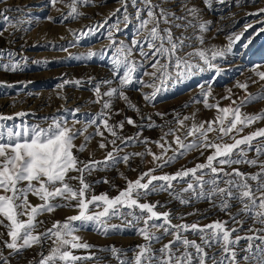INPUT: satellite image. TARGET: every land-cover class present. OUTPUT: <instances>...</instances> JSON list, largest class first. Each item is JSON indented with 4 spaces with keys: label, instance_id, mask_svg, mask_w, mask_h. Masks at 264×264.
Instances as JSON below:
<instances>
[{
    "label": "snow or ice",
    "instance_id": "obj_1",
    "mask_svg": "<svg viewBox=\"0 0 264 264\" xmlns=\"http://www.w3.org/2000/svg\"><path fill=\"white\" fill-rule=\"evenodd\" d=\"M3 2L5 0H0V3ZM63 2L65 0H51L53 6ZM90 2L91 0H68L66 7L70 11L62 19L78 18L81 15L78 6ZM219 2L223 3L224 0ZM129 3L135 9L134 17L128 12ZM164 3L165 0L160 3H155L154 0H120L121 7L105 18L104 25H108L109 20L123 11L122 21L118 20L116 24L111 25L107 34L110 42L107 47L114 49L113 79L118 80V86H111L113 80L101 81L95 85V102L100 103L102 109L108 110V113L111 111V98L114 96L124 100L129 108L139 111L126 95L125 89L129 86L140 84L141 87L151 88L150 93H144V100L154 101L156 96L167 90L170 85L185 81L197 71L212 69V62L230 52L234 43L244 36V32H241L227 37L228 44L223 49H205L201 34L207 31V22L199 21L198 8L189 7L184 3L182 14L177 15L164 7ZM203 3L209 8L212 7V0H203ZM11 10L13 9L5 8L0 11V19L14 28L16 25L6 14ZM250 15H264V8ZM48 19L53 20L52 17ZM121 22L125 28L133 24L134 38L130 46L114 39V34L121 31ZM258 23L264 25V20ZM189 28L193 30L192 34H188ZM196 29H199L201 34H197ZM248 29L255 30V26L248 24L244 31L247 32ZM177 30H180L179 34ZM92 31L94 30L89 28L87 33L82 32L81 35ZM259 32L264 33V27H261ZM193 40L198 41L201 47H196ZM63 50L67 51L66 48ZM133 51L138 52L141 57L139 63L132 60ZM97 54L89 51L87 56ZM8 55L11 57L13 53ZM20 68L19 62L0 64V69L4 71L15 72ZM141 69L148 80L133 76V73ZM120 70L122 75L118 74ZM257 75L260 81H264V72H257ZM67 83L69 81H64V84ZM72 83L79 84L80 81ZM104 85L109 87L102 92ZM237 86L244 90L245 96L239 102L233 100L232 105L228 107L221 108L218 104H210L209 93H204L205 107L217 110L213 120L188 126L186 121L189 117L176 118L177 127H168L166 131L162 129V135L156 141H151L148 137L141 138L139 133L130 137L119 135L117 128L123 129L125 121H120L114 126L109 123L110 115L102 111L97 119L90 118L89 122L96 126L95 135L104 137L106 131L112 137L111 140L105 139L99 144L101 149H106L108 144L113 146L103 161H82L75 154L77 151L83 152L86 147V143L79 146L74 143L75 138L86 131V127L75 128V122L69 126L66 121L53 120L47 127L21 124L9 129L6 136L0 130V227L7 229L8 237L5 240L4 234L0 233V243L11 250V254L36 244L42 245L45 240L50 239L53 247L49 255L41 254L38 264H79L80 261L93 257L77 256L73 250L89 249L92 246L81 242V237L75 233L85 224L91 223L98 226L101 234L108 235L120 230L119 225L108 224L111 219L118 218L125 227H132L146 242L136 246L138 251L130 249L134 251V256L121 259L120 264H209V261L211 264H264V160L260 159L264 156V143L257 144L253 149L254 141L264 139V127L240 135L245 128L264 120V110L258 114L241 111L251 103L264 100V89L261 93L252 94L247 92V83H238ZM105 97L108 99H104ZM24 115L26 114L23 112L15 113V117ZM157 115L163 117L165 114ZM12 119L13 116H0V121ZM148 119V127H154L151 117ZM125 120L128 125L139 127L132 118L125 117ZM213 132L217 135L210 137L209 134ZM169 136L172 137L171 141L167 139ZM226 137L233 142H225ZM90 138L85 136V142ZM117 140L120 141L119 145ZM131 143L145 145V151L120 156L119 153L123 150L120 145ZM149 143H155L161 153L157 155L151 152L147 148ZM209 149L212 152L207 155L204 163H197L190 169L181 167L173 174H154L157 169L167 167L190 151L196 150L200 155H204ZM252 150L256 156L249 159L248 152ZM169 151L172 152L171 156L167 155ZM146 154L152 155L155 167L140 173L135 181H127L126 187L119 190L118 195H89L92 193L93 184L87 181V175L101 168L115 167L121 161L128 163L133 156L143 158ZM241 164L256 167L258 171L245 172L239 167H233ZM73 172L78 175H70ZM71 181H77L78 184L73 185ZM101 182L110 183L107 179L96 181ZM179 183L186 186L177 191L176 184ZM156 192H167L173 199L185 205L194 199L208 200L215 207L218 199L221 210L228 212L229 221L217 220L203 226L199 222L173 224V217L169 212L156 211L158 206L164 205L158 201L141 202L147 201L148 196ZM186 193L190 195L185 197ZM30 195L37 197L41 203L33 205L29 200ZM58 199L64 203H56ZM232 201L240 205L236 213L229 212L233 206ZM60 207L75 208L77 214L66 217L63 222L55 221L51 228L37 232L36 229L44 223L37 219L38 216L45 212L52 213ZM92 208L97 210L92 211ZM191 214L193 213H189ZM242 216L253 220V226L248 229L250 235L236 234L243 230L245 220L241 219ZM229 222L239 227L229 229ZM256 224L261 227H255ZM188 232L198 235L200 243L188 239L184 235ZM165 236H172V239L159 249H154L153 243H159ZM242 240L247 241L244 247H240ZM213 248H219V253L210 254L206 251ZM192 249L194 251H191ZM110 251L117 254L124 250L113 246ZM0 264H9L2 252Z\"/></svg>",
    "mask_w": 264,
    "mask_h": 264
},
{
    "label": "rangeland",
    "instance_id": "obj_2",
    "mask_svg": "<svg viewBox=\"0 0 264 264\" xmlns=\"http://www.w3.org/2000/svg\"><path fill=\"white\" fill-rule=\"evenodd\" d=\"M154 2L160 3L161 0H154ZM66 3H68V0H65L63 3H56L55 6H53L51 0H5V2L0 3V11H3L5 8L13 9L6 14L12 18L13 23L16 25L13 28L0 19V33H2L0 34V64L10 62H19L21 64V69L15 72L0 69V103H4V107L0 109V116L14 117L12 120L0 121V130L6 136L9 129H13L21 124H38L42 127H47L53 120L66 121L69 126H72L75 122V128L77 129L86 127L84 134L77 136L74 140L77 146L86 143L85 150L83 152L77 151L75 154L78 157L84 155L87 161L89 159L103 161L106 153L111 151L113 146L108 144L106 149H101L99 144L102 140H111L112 137L106 131L104 132V137L95 135L96 126L89 121L90 118L92 120L97 119L102 111L108 113V110L102 109L100 103L95 102V85L101 81L113 80L111 86H118V80L113 79L112 56L114 49L110 50L107 47L110 43L107 34L108 28L111 25L116 24L118 20L122 21L123 11L109 20L108 25H104L105 18L121 7L120 0H91L90 3L78 6V10L81 13L78 18L63 20L62 17L67 16V13L70 11L66 7ZM184 3H187L189 7L196 6L200 12L199 21L201 23L207 22V31L201 34L199 33V29H196L197 34H201L204 38L203 47L205 49H223L228 44L227 37L241 32H244V36L240 41L234 43L230 52H227L222 57H217L212 62L214 65L212 69L204 72L197 71L195 75L185 81L170 85L167 90L161 91L154 101L146 102L144 100V93H150L152 91L151 88L141 87L140 84L129 86L125 89L126 95L129 97L131 104L135 105L139 111L129 108L127 103L118 96L112 97V108L110 113H108L110 115L109 123L115 126L118 122L125 121L123 129L117 128V132L121 136L130 137L139 133L141 138L148 137L151 141H156L162 135V128L166 131L168 127H177L176 118L183 119L184 117H189L186 121V125L188 126H191L193 123L199 124L200 122L213 120L217 115V110L205 107L203 103L204 93H209L208 102L210 104H218L223 108L232 105L233 100L239 102L240 99L244 98L245 92L237 86L238 83H247V92L252 94L261 93L262 89H264V81H260L257 75V72H264V33L259 32L260 28L264 27V25L258 23V21L264 20V15H250L256 13L258 9L264 8V0H224L223 3L212 0L211 8L205 6L203 0H165L163 6L167 7L170 11H174L177 15H181ZM17 8L20 10L16 11L15 9ZM128 12L132 17L135 16V9L130 3L128 5ZM49 17H52L53 20H49ZM189 18L191 19V17ZM228 19L232 24L228 26L226 31L223 33L216 32V26ZM133 24L125 28L121 22L119 24L121 31L114 34V39L118 42L123 41L125 45L130 46L134 38ZM248 24L254 25L255 30L248 29L245 32V27ZM89 28L94 31L87 35H81L82 32L87 33ZM179 31L177 30V34H179ZM187 31L188 34L193 33L191 28ZM77 37L80 38L77 39ZM16 43L18 50H23V54L21 55L19 52L18 55L13 54V56L9 57L8 54L12 53V51L8 50V47ZM193 43H195L196 47H201L198 41L193 40ZM65 48L67 51L63 50ZM89 51L98 54L88 57L87 53ZM186 51H191V49H186ZM132 60L137 63L140 62L141 57L138 52L133 51ZM204 67L206 68L207 66ZM148 70L151 71L150 68ZM118 74L122 75V70ZM133 76L142 78L143 80L149 79L143 75L142 69L133 73ZM90 80L91 82H89ZM64 81H69V83L64 84ZM73 81H80V83L75 84L72 83ZM253 81L257 82L253 83ZM61 84H64L62 88L60 87ZM108 87V85H104L101 91H106ZM28 98L31 100L47 99V102H50L48 112L45 111V108H47L45 104L44 106L40 105L44 107L42 110L40 106L32 108L28 117H15L16 112L20 111L24 113L25 108L28 110V103L23 105L22 101ZM104 99L108 98L105 97ZM182 101H187L184 108L174 120L172 119L168 125L161 127V129L159 127L137 128L126 123L125 117L134 120L137 113H161L170 105ZM261 110H264V100H258L241 109L242 112L247 114H258ZM262 127H264V120H260L252 126L245 128L244 132L240 135H246ZM101 129L103 130L102 125ZM209 135L210 137H215L217 133L213 132ZM85 136H90L91 138L85 142ZM167 139L171 141L172 137L169 136ZM225 142L231 143L233 141L226 137ZM259 143H264V139L254 141L253 149ZM117 144H120L119 140H117ZM120 146L123 149L119 153L120 156L145 151V145L139 143ZM147 148L157 155L161 153V149L155 143H149ZM211 152L212 150L209 149L204 155H200L199 151H190L178 160L173 161L167 167L157 169L154 174H173L181 167L190 169L197 163L206 162V157ZM167 155L171 156L172 152L169 151ZM255 156L254 150L248 152L249 159ZM260 159L264 160V156H261ZM243 165L247 164L233 167H239L242 170ZM154 167L155 163L152 155L147 154L143 158L133 156L128 163L121 161L115 167H112L118 173L116 180H119V182H117L116 186L107 190L106 186L101 182L99 183L100 185H97L98 187L96 186V188L92 189V193L89 195L107 193L110 197H115L118 195L119 190L126 187L127 181H135L140 173L147 172ZM228 170L230 171L231 169ZM96 172L93 171L91 174L93 175ZM70 175L75 176L78 173L73 172ZM70 183L73 185L78 184L77 181H71ZM173 183L175 184L176 182ZM185 186L186 184L179 183L176 184V189L178 191ZM184 195L187 197L190 194L186 193ZM167 199L179 202V200L173 199L167 192L153 193L148 196L147 201L141 200V202L156 203L158 201L161 205H164L163 207L158 206L156 211L161 213L169 212L173 217V224L199 222L203 226L217 220L229 221L228 212L221 209L217 210L218 212L213 211L212 213L202 212V214L198 212L201 206L211 204L208 200L193 199L187 205L179 202L176 207L178 212L176 213L174 209L168 208V201L165 202ZM29 200L33 205L41 203L35 196L30 195ZM55 202L64 203V201L59 199ZM231 203L233 206L229 209V212L236 213L240 205L235 201ZM96 210L92 208V211ZM189 213L193 214L189 215ZM76 214L77 210L71 207H60L52 213L45 212L37 218L40 221H44L37 232H43L46 228H51L55 221L63 222L66 217ZM241 219L245 220L243 230L236 234L241 236L250 235L251 233L248 232V229L253 226V220L243 216ZM108 224L109 226L119 225L120 230L103 235L98 231L97 225L89 223L85 224L75 234L81 237V242L89 245L94 241L108 243L112 247H116L119 244H128L129 242L135 243L136 246L146 243L143 237L137 235L132 227H125L118 218L111 219ZM227 227L231 229L232 227H239V225L229 222ZM255 227L259 228L261 225L256 224ZM6 232L7 229L0 227V233L4 234L3 239L5 240L8 239ZM184 235L188 239L200 243L198 235H193L191 232ZM171 239L172 236H165L159 243H153L152 247L159 249ZM246 244L247 241L242 240L240 247H244ZM136 246L128 247L127 245L125 254L119 256L120 260L125 257L132 258L135 253L130 249L138 251ZM51 247H53V243L49 239L45 240L42 245L36 244L19 253L11 254V250L3 247L1 244L0 252L8 259L9 264H38L41 254L44 256L49 255ZM89 251L90 248L76 249L73 250V253L77 256L80 254L79 256L86 257L88 256L87 253H90ZM191 251H194V249ZM206 251L210 254L212 252L219 253V248L206 249ZM103 262L104 259L92 258L90 260H82L79 264H104ZM58 264H62V262H58ZM209 264H211L210 261Z\"/></svg>",
    "mask_w": 264,
    "mask_h": 264
},
{
    "label": "bare ground",
    "instance_id": "obj_3",
    "mask_svg": "<svg viewBox=\"0 0 264 264\" xmlns=\"http://www.w3.org/2000/svg\"><path fill=\"white\" fill-rule=\"evenodd\" d=\"M217 1H219V0H217ZM94 20H96V19H94ZM231 24L232 23H230V20L229 19L226 20V21H222L219 25L216 26V30L215 31L218 32V33H223V32L226 31V29L228 28V26H230ZM8 50H11L14 55H16V54L18 55L19 52L21 53V55L23 54L22 53L23 50H21V51L18 50L17 43L16 44H11L8 47ZM108 77H109V75H108ZM22 101H23V105L26 104V103H28V105H27L28 106L27 107L28 110H26V108H25V112H24L26 114L24 116H27V117L29 116L28 114L31 112V109L32 108H37L40 105L44 106L46 104V107L47 108H45L46 109L45 111L48 112V109H49L48 107H50V104H49L50 102H47V99H44V100L43 99L31 100L30 98H28V99H23ZM186 103H187V101L186 102L185 101L184 102L182 101L180 103L170 105L166 110H164L163 112H161V113H164L165 114L163 117L160 116V115H157V113H160V112H148V113H145V112L143 113L142 112V113H137L135 115V117H134V121L136 122L137 125H139V127H137V128L148 127V124L150 123L148 117H151V122H153L154 125H155L154 127H156V128L159 127L161 129V127H165L166 125H168V123L170 121H172V119L174 120V118L184 108V106H185ZM42 106H40V109L41 110L44 109V107H42ZM3 107H4V103H0V109L3 108ZM17 108H19V107H17ZM21 109H24V108H21ZM12 113H14V112H12ZM25 119H28V118H25ZM29 121H32V120H29ZM79 159L82 160V161H87V159L85 158L84 155L79 156ZM242 170H244L246 172H256L257 171V168L256 167H249L248 165H243L242 166ZM96 171L97 172L95 174H93V175L91 174V175H87L86 176L87 181L93 184V189L96 188V186L99 184V183H96V181H103V180L107 179L110 183H103L102 182L104 184V186H106L107 190L108 189L110 190V188H114L116 186L117 182H119V180H116V178H117L116 176H117L118 173H116V171H114L112 169V167H109V168H106V169L101 168L100 170H96ZM104 189H105V187H104ZM165 202H167L169 209H171V210L174 209V211L176 213L178 212L176 210V207L178 206L179 202H174L173 200L172 201H169V199L165 200ZM62 204H63V202H62ZM216 204H217V206H215V207L213 206L212 203L210 205L209 204L203 205V206H201L199 208L198 212H200V213H202V212L203 213H212L213 211L218 212L217 210L221 209L219 207V201H218V199L216 201ZM41 225L36 229V231L40 230ZM1 244L2 243H0V246H1ZM90 245L92 247L90 248V251H89L90 253H87L88 256H92L93 258H98V259H101V260L104 259V262H103L104 264H119L120 263V258H118V257L125 254V250H126L127 245H128V247H131V246L134 247V246H136L135 243H131V242H129L128 244L126 243L124 245H120V244L119 245H116L117 249H122L124 251L119 252L117 254H114L113 252H111L109 250L110 247H112V246L110 244H108V243H102L100 241H94V242H92V244L90 243ZM2 246H3V244H2ZM107 248H109V249H107ZM83 254H85V253H83ZM79 255L80 254H78V256Z\"/></svg>",
    "mask_w": 264,
    "mask_h": 264
}]
</instances>
